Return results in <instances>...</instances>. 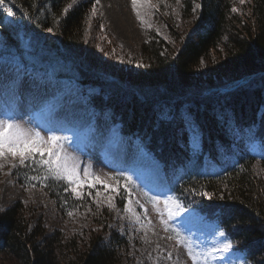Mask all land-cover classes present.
Returning <instances> with one entry per match:
<instances>
[{"label": "trees", "instance_id": "16d2710c", "mask_svg": "<svg viewBox=\"0 0 264 264\" xmlns=\"http://www.w3.org/2000/svg\"><path fill=\"white\" fill-rule=\"evenodd\" d=\"M183 1L185 16L191 14L195 3L200 10L180 48L176 50L152 32L139 59L124 64L115 56L110 58L116 62L107 60L96 38L87 37L93 0L76 3L67 13L63 10L73 0H15V21L0 9L4 53L15 59L30 58L37 67L58 60L55 66L62 74L69 72L85 83L99 85L102 94L94 99L96 103L107 96L119 117L131 116L129 133L150 139L152 147L157 143L159 151L177 152L167 117L179 116L189 104L205 139L216 148V143L224 140L227 110L219 105L221 98L207 94V89L227 87L253 75L245 85L232 90L231 100L224 104L242 119H254L256 114L264 118V0H248L241 7L238 0ZM6 2L12 6V0ZM168 24L177 32L170 21ZM31 49L33 56L28 55ZM156 104H165L162 114L155 110ZM259 166L260 173L254 158H241L223 178L200 181L213 201L226 205L224 219L234 228L233 236L240 245L248 247L253 264H264V161ZM32 169L20 166L15 174L26 184L40 183L30 179L41 175ZM44 182L50 184L48 189L59 207L71 211L86 203L70 189L65 191V181ZM109 215H92L97 220L90 223L86 237L61 229L48 232L42 219L32 224L28 208L17 201L0 209V264H133L128 256L129 241L109 229ZM105 232H109L107 241Z\"/></svg>", "mask_w": 264, "mask_h": 264}, {"label": "rangeland", "instance_id": "374dc122", "mask_svg": "<svg viewBox=\"0 0 264 264\" xmlns=\"http://www.w3.org/2000/svg\"><path fill=\"white\" fill-rule=\"evenodd\" d=\"M82 1L87 0H75L72 6ZM246 1L248 0L241 3L238 0L239 6ZM93 2L96 11L93 13L91 9L92 19L88 24L87 37L96 38L99 50L108 55L107 60L111 59L110 56H115L117 62L119 60L124 64L139 59L142 45L152 32L167 39L178 50L181 42L186 39L188 30L198 19L200 10L192 9L191 14L185 16L183 0H151L155 8H140L142 22L137 18L131 0H99L98 4L96 0ZM168 21L175 26L177 32L172 31ZM4 44L5 38L0 32V48ZM110 61L116 62L113 59ZM95 91L96 88L90 85L36 74L16 62L0 57V115L14 116L44 136L53 132L58 136H68L65 146L79 157L81 168L90 165L91 171L105 182L83 184L80 191L86 203L78 209L67 211L62 206L59 207L49 189L22 182L12 167L19 158L14 160L8 157L7 163L0 161L4 163V167L0 168V209L22 201L28 208L32 224L42 219L48 232L61 229L67 234L81 237H86L90 223L96 222L97 218L91 217L92 215H100L102 212L110 214L106 219L107 225L109 229L120 231L127 238L128 256L133 264H193L188 255L189 245L193 250H198L196 241L199 239L207 249L225 242L226 238L223 236L213 241V236L201 226L205 223L200 217L195 219V224L192 221L194 219L185 221L180 216L169 218L166 212L167 218L163 225L165 215L156 216L153 209L148 212L140 196H136L131 203L124 202L120 190L125 187V183L118 178L114 180V174L130 177L129 182L147 186L150 184L145 183L144 179L151 175L152 163L136 144L134 147L132 141L129 142V137L119 134L122 123L116 125L110 122V110L102 114L93 109L86 92ZM177 129L181 133L179 124ZM172 137L174 138L173 135ZM120 164L123 167H119ZM131 164L140 171L134 173ZM256 167L260 173L261 166L256 163ZM81 176L83 177L82 172ZM83 193L87 195L84 196ZM204 196L213 200L210 194ZM109 198L114 207H109ZM126 207H131L136 215L125 211ZM69 212L72 215H68ZM157 217H161L164 228L183 225L189 235L186 237L178 232L167 233L160 227ZM108 234L109 232H105L107 237L104 241H107ZM214 257L215 260L213 256L209 258L212 264H244V256L240 252L231 253L228 250L225 253H215Z\"/></svg>", "mask_w": 264, "mask_h": 264}, {"label": "snow or ice", "instance_id": "6c2138e0", "mask_svg": "<svg viewBox=\"0 0 264 264\" xmlns=\"http://www.w3.org/2000/svg\"><path fill=\"white\" fill-rule=\"evenodd\" d=\"M133 10L136 11L137 18L143 22V17L140 13V8L147 6L148 8H155V5L151 3V0H131ZM244 3V0H240ZM75 3V0H73ZM99 3V0H96ZM15 6V0H12V6L6 3V0H0V9H2L8 16H13V7ZM72 7V4L67 5L64 8V12L67 13ZM200 5L196 4L193 11H196ZM95 5L92 8V12L95 13ZM232 11H237L233 8ZM151 25H149L150 27ZM49 32L51 28L47 29ZM191 134L193 137L197 135V129L194 126H190ZM67 136H58L54 132L50 135L44 136L37 129L22 123L14 116L0 115V161L4 163L8 162V157H12L14 160L18 157V162L13 163V168L20 166H26V162H30L36 165V171L40 172L41 175L33 176L31 180H45L52 181H65V191L69 188L72 194L81 196L82 192L80 188L83 184L92 182L94 183H105L101 180L99 175H96L91 171V166L81 168V162L79 157L73 152H70L65 146V142L68 141ZM45 153L47 154L45 156ZM37 154L40 158L37 159ZM4 163H0V168L4 167ZM83 173V177L81 176ZM27 179V177H26ZM130 180L131 178L128 177ZM35 186V185H33ZM207 195V193H202ZM154 204L160 203L159 197L152 199ZM164 208L168 212L169 218L179 215L182 211H185L180 201L174 200L173 197H166L163 201ZM109 207H114L111 202V198L108 200ZM159 210V209H158ZM125 211L133 213L135 212L131 207H126ZM68 215H72L71 212ZM221 236L225 234L220 233ZM184 243V241H181ZM232 247V242L226 240L216 247L207 249L206 251L196 252L189 245L188 255L191 257L193 264H209V258L213 256V253H225ZM171 258V254H169Z\"/></svg>", "mask_w": 264, "mask_h": 264}]
</instances>
